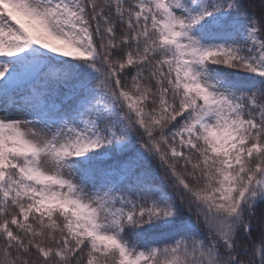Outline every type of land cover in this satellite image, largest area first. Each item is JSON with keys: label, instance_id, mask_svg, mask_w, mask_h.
Wrapping results in <instances>:
<instances>
[{"label": "snow or ice", "instance_id": "snow-or-ice-1", "mask_svg": "<svg viewBox=\"0 0 264 264\" xmlns=\"http://www.w3.org/2000/svg\"><path fill=\"white\" fill-rule=\"evenodd\" d=\"M0 264H264V0H0Z\"/></svg>", "mask_w": 264, "mask_h": 264}]
</instances>
